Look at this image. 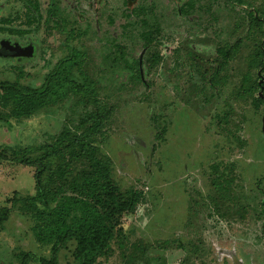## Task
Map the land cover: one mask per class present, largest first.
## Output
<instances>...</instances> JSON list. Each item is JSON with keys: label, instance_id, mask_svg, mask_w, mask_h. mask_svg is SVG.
<instances>
[{"label": "rangeland", "instance_id": "obj_1", "mask_svg": "<svg viewBox=\"0 0 264 264\" xmlns=\"http://www.w3.org/2000/svg\"><path fill=\"white\" fill-rule=\"evenodd\" d=\"M42 1L43 14L50 2L57 8L62 27L27 24L22 0H0V17L16 16L13 27L27 30L23 39L17 38L19 44L36 45L35 55L23 63L0 58V80L19 76L21 84L39 86L74 49L84 53L95 94H76L28 120L0 124V152L5 146L49 144L65 129L80 133V119L101 106L111 107L95 145L110 159L115 183L141 191L143 199L132 214L119 217L116 228L123 237L112 242L111 254L97 264H127L130 244L153 247L164 240L199 246L188 264H264V195L257 192H264V105H255L258 92L253 97L238 95L251 48L243 37L242 12L229 13L219 0L210 17L203 15L204 21L196 22L189 33L171 15L185 0H156L164 30L157 49L162 60L154 69L142 65L148 83L144 86L129 81L123 69L110 73L98 51L99 28L121 0ZM238 37L243 43L240 53L209 82L218 65L216 48L232 45ZM13 38L0 35V41ZM129 52L136 59L140 47ZM251 72L254 79L257 72ZM72 168L83 166L74 163ZM214 179L226 180L227 197L222 196L218 209L209 198ZM14 194H35L33 169L1 159L0 206L9 207L11 214L0 228V264H20L26 253L48 257L50 246L37 243L32 233L33 219L19 203L8 202ZM71 251L72 245L60 250L58 264H76ZM163 255L166 264H180L185 253L173 249ZM27 264L38 263L31 259Z\"/></svg>", "mask_w": 264, "mask_h": 264}, {"label": "trees", "instance_id": "obj_2", "mask_svg": "<svg viewBox=\"0 0 264 264\" xmlns=\"http://www.w3.org/2000/svg\"><path fill=\"white\" fill-rule=\"evenodd\" d=\"M22 1L27 24L36 23L39 26L43 22L49 26V23H53L56 28L64 25L51 2L44 15L41 11L44 1ZM218 1H177L181 4L176 6L171 15L176 18L178 27H186L191 33L190 30L196 29V22L204 21L200 19L203 15L210 17ZM222 1L229 8V13L241 16L239 12H242L241 19L247 33V37H243L250 41L251 46L246 58L247 71L238 95L253 97L258 92L253 97L255 105H264V0L260 3H256V0ZM155 3L156 0H121L118 10L113 16L106 17L99 28L102 42L98 51L103 54L102 62L108 65L109 72L123 69L125 73L122 71L121 74L129 81L144 86H148V83L143 79L142 65L150 70L162 60L157 49L164 30L160 25V6ZM16 18L12 15L0 17V35L14 37V41L19 43L17 38L23 39L27 30L13 27ZM109 30L115 34L110 35ZM137 47H140V55L134 59L129 50ZM242 47V38L238 37L232 45L224 43L216 48L218 65L209 82H215L226 63L234 60ZM251 71L257 72L254 79ZM18 77L13 81L0 80V124L11 120H28L38 111L56 106L76 94H95L84 65V53L79 50L69 49L45 74L39 86L21 84ZM260 91L262 98L259 96ZM100 108L80 119V133H70L65 129L49 144L25 148L5 146L1 149L0 160H9L33 169L35 194L25 197L14 194L8 202L13 206L19 203L20 210L33 219L31 230L37 243L50 246L48 257L26 253L20 256V264H27L31 259L38 264H58L60 250L68 245H72L71 256L76 264H97L99 259L111 254L112 242L123 237L121 228H116L119 217L132 214L143 199L141 191L121 189L115 183L110 159L95 145L96 137L102 134L104 119L111 110V107ZM74 163L83 168L73 171ZM222 180L226 183L225 179ZM223 182L211 180L213 190L209 198L216 209L222 196L227 197ZM257 192L264 195L259 188ZM10 214L9 207L0 206V228L8 221ZM129 247L131 253L126 257L127 264H166L163 252L173 249L183 251L185 255L180 264H188L190 255L199 253V246L183 244L179 240H164L153 247L137 242Z\"/></svg>", "mask_w": 264, "mask_h": 264}, {"label": "flooded vegetation", "instance_id": "obj_3", "mask_svg": "<svg viewBox=\"0 0 264 264\" xmlns=\"http://www.w3.org/2000/svg\"><path fill=\"white\" fill-rule=\"evenodd\" d=\"M35 51L36 46L32 43L22 46L14 40L4 39L0 41V58H6L13 63H23L25 60L32 58Z\"/></svg>", "mask_w": 264, "mask_h": 264}, {"label": "water", "instance_id": "obj_4", "mask_svg": "<svg viewBox=\"0 0 264 264\" xmlns=\"http://www.w3.org/2000/svg\"><path fill=\"white\" fill-rule=\"evenodd\" d=\"M258 83L260 84L261 83V80ZM259 96L262 98V92L261 91L259 92ZM262 127H264V121L263 120H262Z\"/></svg>", "mask_w": 264, "mask_h": 264}]
</instances>
